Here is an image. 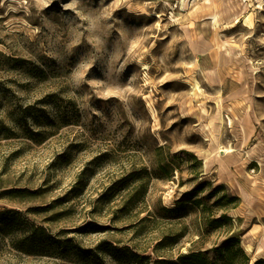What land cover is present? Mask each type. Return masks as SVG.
<instances>
[{
    "label": "rangeland",
    "instance_id": "rangeland-1",
    "mask_svg": "<svg viewBox=\"0 0 264 264\" xmlns=\"http://www.w3.org/2000/svg\"><path fill=\"white\" fill-rule=\"evenodd\" d=\"M263 178L264 0H0V264H254Z\"/></svg>",
    "mask_w": 264,
    "mask_h": 264
},
{
    "label": "trees",
    "instance_id": "trees-1",
    "mask_svg": "<svg viewBox=\"0 0 264 264\" xmlns=\"http://www.w3.org/2000/svg\"><path fill=\"white\" fill-rule=\"evenodd\" d=\"M40 114H37L35 112H29L27 110L21 111L20 118H17L16 121L21 123L23 120V123L25 125L30 122V124L34 127H37L38 130L35 131L36 135H40L41 139L47 138L49 135H51V129L53 127V120L50 117V114L45 113L43 110L40 111ZM30 118V120H29ZM62 125V124H61ZM147 175L148 172H145ZM143 176H138V179H141ZM221 186H218L217 189H221ZM228 198L230 200L235 199V196L228 195ZM7 212H0V216H4ZM18 216V212H14ZM9 218L4 217V219L0 220V232L6 233L11 231V226L8 223ZM230 239H233L232 237ZM11 243L13 246L26 254H34V255H47V256H55V257H66L67 254L63 252L62 250H65V245L62 244V242L55 241V245L52 243V240L50 239V236L46 233L45 229L41 226H35L32 224H26L25 228L22 230V233L20 234L19 238L16 240H11ZM216 252L218 254H222L220 248H215ZM188 258L197 263V264H207L205 256H203L200 252H193L188 255ZM246 262H249V259L245 257ZM264 263L263 259H258L255 261L254 264H261Z\"/></svg>",
    "mask_w": 264,
    "mask_h": 264
},
{
    "label": "crops",
    "instance_id": "crops-1",
    "mask_svg": "<svg viewBox=\"0 0 264 264\" xmlns=\"http://www.w3.org/2000/svg\"><path fill=\"white\" fill-rule=\"evenodd\" d=\"M240 122H242L244 124V129L246 130L245 131L246 137L251 138L254 134V131H255V123L252 120V116L248 115L244 118V120H242ZM263 185H264V178H263ZM256 197H257V199H259L258 197H260V196L256 195ZM253 199H254V197H253Z\"/></svg>",
    "mask_w": 264,
    "mask_h": 264
},
{
    "label": "bare ground",
    "instance_id": "bare-ground-1",
    "mask_svg": "<svg viewBox=\"0 0 264 264\" xmlns=\"http://www.w3.org/2000/svg\"><path fill=\"white\" fill-rule=\"evenodd\" d=\"M232 18H235V15L234 16H231ZM237 17V16H236ZM243 75H244V78L242 80V84L245 85L247 83V77H246V68L244 67L243 69ZM260 163V162H259ZM204 168H207L208 167V163L204 160V164H203Z\"/></svg>",
    "mask_w": 264,
    "mask_h": 264
}]
</instances>
